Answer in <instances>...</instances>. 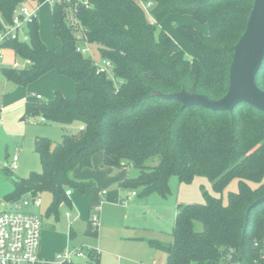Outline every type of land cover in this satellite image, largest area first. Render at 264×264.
Returning <instances> with one entry per match:
<instances>
[{
	"label": "trees",
	"instance_id": "obj_1",
	"mask_svg": "<svg viewBox=\"0 0 264 264\" xmlns=\"http://www.w3.org/2000/svg\"><path fill=\"white\" fill-rule=\"evenodd\" d=\"M150 1L154 21L137 0H88L87 5L60 0L53 5L52 21L61 51L49 49L41 40L38 18L26 26L28 41L7 42L8 50L28 62L23 69L2 68V77L9 82L27 87L55 71L76 86L74 99L56 92L46 104L27 103L26 115L63 125L79 121L84 127L59 143L38 137L35 150L42 172L15 179L14 191L5 200L18 202L49 192L53 199L48 213H56L68 199L67 191L84 192L92 185L75 181L73 173L90 168L99 151L104 166L139 171L126 186L140 190L142 196H168L172 177L181 184L206 177L218 193L237 179L239 190L229 194L227 204L205 193L202 205H179L172 242L148 243L166 253L167 264H263L264 204L251 210L247 225L245 217L264 197V112L248 104L238 105L233 113L213 112L155 95L186 90L212 100L224 97L234 46L246 30L254 0ZM39 2L0 0V32L18 7L38 8ZM71 13L75 25L70 24ZM173 15L208 25V34L192 25L177 30L213 74L199 60H189L161 28ZM90 45H97L101 59L111 63L110 70L99 72L96 62L78 51L79 46ZM257 84L264 91V62ZM93 210L89 235H97ZM195 222L202 224L201 231ZM91 264H100L99 254L92 256Z\"/></svg>",
	"mask_w": 264,
	"mask_h": 264
},
{
	"label": "rangeland",
	"instance_id": "obj_2",
	"mask_svg": "<svg viewBox=\"0 0 264 264\" xmlns=\"http://www.w3.org/2000/svg\"><path fill=\"white\" fill-rule=\"evenodd\" d=\"M60 0H54V3ZM53 5L49 0H40L38 4L39 35L51 50L61 51V41L54 35L52 21ZM170 18V17H169ZM166 19L161 25L175 43L185 52L189 60H199L205 71L213 74L207 61L180 34L177 26L192 25L204 34L209 33L208 26L193 21L190 16H178ZM91 57L97 65H103L97 45H90ZM4 66L19 69L27 67L26 61L11 50L4 53ZM77 95L74 82L57 73L49 72L27 87L17 86L4 77L0 83V99L2 103L11 105L10 125L5 132L0 126V201L14 191V180L25 179L33 173L42 172L40 155L34 144L36 137L48 138L59 143L65 135L80 131L79 121L63 125L55 121L41 122V116L28 117L20 104L35 102L31 93L40 94L42 99L37 103L46 104L52 98L49 94L62 93L65 97L69 91ZM67 98V97H66ZM20 101V102H19ZM8 105V106H9ZM25 119V121L23 120ZM20 154L21 163L17 171H11L9 164L13 157ZM104 154L99 151L93 156L92 166L77 169L73 179L81 183H90L84 192L73 189L70 200H64L56 213L49 214L52 195L44 192L38 196L41 206H26L24 211L37 214L42 221L40 257L54 263L59 255L65 254L76 246L86 245L99 251L100 264H167L166 254L150 247L148 241L163 243L172 242V233L179 205H202L206 202L205 193L229 201V194L238 192L239 181L232 180L228 186L218 193L212 182L203 176L196 177L190 183H180L177 177L169 181L170 194L163 197L159 194L142 196L138 189L126 186L128 179L139 176L133 167L116 168L104 166ZM136 196H133V193ZM99 215L97 235H89V210ZM69 213L70 218L66 216ZM92 219V217H91ZM71 227L76 232L74 240L69 239ZM195 229L201 231L203 226L195 222ZM98 255V254H96ZM88 264V263H86Z\"/></svg>",
	"mask_w": 264,
	"mask_h": 264
},
{
	"label": "built area",
	"instance_id": "obj_3",
	"mask_svg": "<svg viewBox=\"0 0 264 264\" xmlns=\"http://www.w3.org/2000/svg\"><path fill=\"white\" fill-rule=\"evenodd\" d=\"M82 4L87 5L88 0H78ZM54 5V0H49ZM72 3L73 0H67ZM151 20L152 8L154 3L150 0H137ZM38 8H32L28 5L18 7L9 24L4 23V27L0 32V83L2 78V68L4 67V53L8 50L5 45L12 40L28 41L29 35L26 26L32 20L38 18ZM72 14V15H71ZM70 14V24L75 25L73 13ZM80 38V36L78 37ZM78 51L87 55L90 52L88 46H79ZM111 63L104 61L103 65H98L99 72L111 69ZM13 68H18L17 64ZM38 100L40 95L32 94ZM2 114V106L0 101V117ZM1 122V118H0ZM41 122L45 123L46 119L41 117ZM20 156L16 154L12 162L9 164L11 171H17L19 167ZM72 193L67 191V196ZM137 194L134 192L133 196ZM40 207V200L30 196H24L18 202L0 201V264H91L92 256L99 254L95 250L86 245H80L72 250H67L65 254L59 255L57 261L52 263L49 260H43L40 257L42 221L35 213L23 210L26 206ZM92 225L97 228L99 217L97 213L92 215ZM264 261V252L261 255ZM264 264V262H263Z\"/></svg>",
	"mask_w": 264,
	"mask_h": 264
},
{
	"label": "water",
	"instance_id": "obj_4",
	"mask_svg": "<svg viewBox=\"0 0 264 264\" xmlns=\"http://www.w3.org/2000/svg\"><path fill=\"white\" fill-rule=\"evenodd\" d=\"M264 62V0H254L246 30L234 46V58L229 71V90L219 100L183 90L180 93L155 95L180 101L183 107L199 106L213 112L233 113L240 104L264 112V91L257 84V77ZM264 204V197L254 202L245 217L247 225L253 208Z\"/></svg>",
	"mask_w": 264,
	"mask_h": 264
},
{
	"label": "crops",
	"instance_id": "obj_5",
	"mask_svg": "<svg viewBox=\"0 0 264 264\" xmlns=\"http://www.w3.org/2000/svg\"><path fill=\"white\" fill-rule=\"evenodd\" d=\"M180 17V15H173V16H171V17ZM170 17V18H171ZM169 18V19H170ZM194 21V20H193ZM164 23V22H163ZM162 23V24H163ZM198 23V22H197ZM161 24V25H162ZM208 26V25H207ZM208 29H209V27H208ZM26 64H28V62L26 61ZM53 73H57V72H55V71H52ZM58 74V73H57ZM32 94H36L35 92H32L31 93V97H32V99L35 101V102H37V101H40V100H38V99H36L35 97H33L32 96ZM36 95H40V94H36ZM41 96V95H40ZM49 96H50V98H53L54 97V94L53 93H50L49 94ZM75 96V94L74 93H72V91L70 90L69 92H68V95H66V97L68 98V99H70V98H73ZM42 97V96H41ZM0 101H1V99H0ZM20 102V101H19ZM23 102H25V104L24 105H22V103H18V104H20L21 106L19 107L20 108V110H22V108H24L25 109V112H26V102H27V100L26 99H24V101ZM4 103V102H3ZM2 103V101H1V106H2V114H1V122H0V126L1 127H3V129H4V131L6 132L7 131V129H8V127H9V125H10V122H11V116H10V114L11 113H9V111H10V109L11 108H9V107H11V105H9V103L7 104V105H5L4 106V104ZM9 105V106H8ZM24 121H25V119H23ZM79 126V128H80V130H82L83 129V127H84V125H83V123H81L80 122V124L78 125ZM38 137H36V139H37ZM34 144V147H35V143H33ZM19 156H20V154H18ZM93 161V160H92ZM20 163H21V156H20V161H19V167H18V170H19V168H20ZM127 167V166H126ZM74 174V173H73ZM73 196V193L70 195V196H67V198H68V200H70V198ZM92 209H94L93 207H91ZM90 208V209H91ZM89 213H90V210H89ZM66 216L68 217V218H70L71 217V215L69 214V213H67L66 214ZM42 234V233H41ZM71 235H73V238L71 237ZM76 232L74 231V229L71 227V229H70V234H69V239L70 240H74L75 238H76ZM80 246V245H79ZM77 247V246H76ZM151 247V246H150ZM152 248V247H151ZM154 249V248H153ZM157 250V249H156ZM159 251H161V250H159ZM163 252V251H162ZM165 253V252H164ZM166 254V253H165ZM166 257H167V255H166Z\"/></svg>",
	"mask_w": 264,
	"mask_h": 264
}]
</instances>
